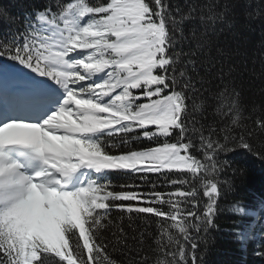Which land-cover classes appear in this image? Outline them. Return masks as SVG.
<instances>
[{"label":"snow or ice","instance_id":"snow-or-ice-1","mask_svg":"<svg viewBox=\"0 0 264 264\" xmlns=\"http://www.w3.org/2000/svg\"><path fill=\"white\" fill-rule=\"evenodd\" d=\"M214 7L199 15L203 32L193 27L185 35L165 0H55L30 13L22 31L0 42V83L29 100L23 114L0 113V264H100L101 255L108 261L98 233L113 207L171 221L184 241L191 239V228L199 231L201 222L213 225L220 196L217 157L234 149L212 138L215 129L205 136L194 116L185 120L187 101L192 100L193 112L205 103L204 98L196 103L200 93L192 74L215 68L200 59L209 48L208 32L228 19L227 7L223 13ZM195 12L191 8L180 21L195 23ZM185 42L188 51L181 47L177 52ZM216 72L223 77V65ZM213 99L219 101L217 112L227 107L224 115L235 114V124L239 93L225 86ZM256 126L264 130V119ZM177 131L175 143L109 150L117 139L126 144L168 138ZM197 131L203 160L191 151ZM238 147L252 150L243 136ZM111 172L187 173L193 182L170 179L171 185L187 184L190 190L168 193L114 192ZM195 181L207 198L202 216L196 211L200 190ZM156 202L168 203L172 211L151 206ZM163 234L168 245L158 250L171 258L163 264H187L186 245L166 229ZM173 243L175 250L170 249ZM191 257L197 264L194 252Z\"/></svg>","mask_w":264,"mask_h":264},{"label":"trees","instance_id":"trees-1","mask_svg":"<svg viewBox=\"0 0 264 264\" xmlns=\"http://www.w3.org/2000/svg\"><path fill=\"white\" fill-rule=\"evenodd\" d=\"M89 2L96 3L97 0ZM165 2L185 35H190L193 27L203 32L199 15H207L210 5L215 6L214 10L220 13L227 7V21H217L214 25L215 31L209 30V48L200 57L206 67L211 61L215 68L211 73H206L201 68L199 75L192 74L193 82L200 93L196 103L200 104L201 98L205 99V103L201 110L193 112L192 100L187 101L189 114L185 122L188 123L194 116L195 127L198 130L202 128L205 136L209 130L215 129L212 138L227 143L234 150L220 152L217 157L220 168L217 177L220 196L212 226L201 222L199 231L191 228V239L184 241L180 234L170 227L171 221L151 214L129 213L113 207L103 221L105 227L98 233V242L105 247L109 257V260L105 261L101 255L100 264H163L171 259L158 250L161 245H168V236L163 234L165 229L186 245V251L189 253L187 264H192L193 252L197 264H264V158H261L264 156V130L256 126L257 120L264 119V0H165ZM49 4L54 5L55 0H0V42L7 41L17 31H22L25 17ZM193 7L196 8L195 23L190 20L180 21V17L187 15ZM168 27L170 31L173 29L171 21ZM181 47L184 52L188 51L187 42L178 44L175 50L179 52ZM2 62L4 61L0 59V63ZM221 65L225 71L223 77L216 72ZM225 86L230 90L234 88L239 93V115L235 124L232 123L235 114L224 115L227 107L217 112L219 101L213 99V96ZM179 87L182 85H178L177 90ZM191 127L192 124L189 123V128ZM242 136L245 142L251 145V151L238 147ZM177 138L178 131L168 138L130 139L126 144L120 143L117 139L109 150L117 153L143 150L164 143L165 140L175 143ZM193 142L196 147L191 150L192 154L203 160L199 131L193 137ZM177 177L193 182L190 174L177 172L140 175L111 172L108 180L110 190L114 192L135 191L146 194L154 191L168 193L177 188L190 190L187 184L182 186L169 183L170 179ZM126 184L137 187L123 188L122 185ZM195 186L200 190L197 198L199 208L196 211L202 216L207 198L203 197L199 181H195ZM109 203L149 206L137 201ZM151 206L164 212L172 211L166 202H156ZM185 207L190 208L191 205ZM236 207L243 211H234ZM118 239L121 241L119 244ZM191 243L197 244L195 250L191 248ZM239 247L248 254L245 261L241 259V252L237 249ZM175 248L176 245L173 243L170 249Z\"/></svg>","mask_w":264,"mask_h":264},{"label":"rangeland","instance_id":"rangeland-1","mask_svg":"<svg viewBox=\"0 0 264 264\" xmlns=\"http://www.w3.org/2000/svg\"><path fill=\"white\" fill-rule=\"evenodd\" d=\"M5 110L9 111L10 114H23L22 109L20 107H16L12 104H10L9 106L7 102H0V113H3ZM18 110L20 111L18 112Z\"/></svg>","mask_w":264,"mask_h":264},{"label":"bare ground","instance_id":"bare-ground-1","mask_svg":"<svg viewBox=\"0 0 264 264\" xmlns=\"http://www.w3.org/2000/svg\"><path fill=\"white\" fill-rule=\"evenodd\" d=\"M237 249H239V248H237ZM239 250L241 252V259H243L245 261L248 254L246 252L242 251L241 249H239Z\"/></svg>","mask_w":264,"mask_h":264}]
</instances>
